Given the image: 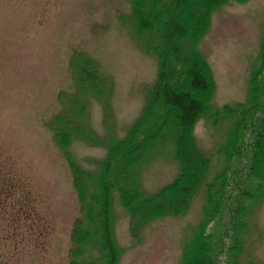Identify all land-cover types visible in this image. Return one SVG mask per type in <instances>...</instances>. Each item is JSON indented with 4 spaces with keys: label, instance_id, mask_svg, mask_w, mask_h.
Masks as SVG:
<instances>
[{
    "label": "rangeland",
    "instance_id": "obj_1",
    "mask_svg": "<svg viewBox=\"0 0 264 264\" xmlns=\"http://www.w3.org/2000/svg\"><path fill=\"white\" fill-rule=\"evenodd\" d=\"M130 13L127 0H0V264H67L79 202L49 124L68 108L81 111L74 125L108 141L122 139L140 116L157 65L138 45ZM263 31L264 0L228 1L212 13L198 46L215 83L212 111L245 101ZM82 58L95 66L100 96L79 92L87 82L77 78L73 64ZM228 128L205 117L194 125L196 144L210 159L206 181L225 163L219 148ZM67 150L84 169L105 154L77 136ZM172 155L166 150L142 170L144 194L177 175ZM112 199L119 264H180L189 228L206 205L202 186L184 213L152 220L134 240L116 193ZM252 209L240 262L264 264V199Z\"/></svg>",
    "mask_w": 264,
    "mask_h": 264
},
{
    "label": "trees",
    "instance_id": "obj_2",
    "mask_svg": "<svg viewBox=\"0 0 264 264\" xmlns=\"http://www.w3.org/2000/svg\"><path fill=\"white\" fill-rule=\"evenodd\" d=\"M127 1L133 35L157 65L140 116L122 139L108 141L96 140L74 125L82 118L81 111L68 108L49 124L79 202L67 264H119L122 251L114 235V193L128 215L130 235L138 240L140 230L152 220L184 213L202 186L206 205L201 220L189 228L180 264H241L252 205L264 199V31L257 62L249 71L245 101L212 111L215 83L198 46L210 28L212 13L236 0ZM181 13L189 20L185 26ZM73 68L77 78L87 82L79 92L102 94L93 81L92 61L74 59ZM202 117L216 124L228 122L230 127L219 148L225 163L210 181H206L210 159L193 135ZM74 136L105 150L93 169L82 168L69 154ZM166 150L172 152L179 171L156 192L144 194L141 172Z\"/></svg>",
    "mask_w": 264,
    "mask_h": 264
}]
</instances>
